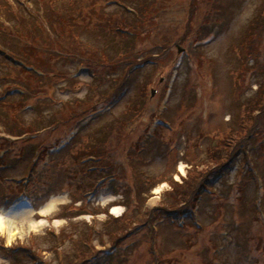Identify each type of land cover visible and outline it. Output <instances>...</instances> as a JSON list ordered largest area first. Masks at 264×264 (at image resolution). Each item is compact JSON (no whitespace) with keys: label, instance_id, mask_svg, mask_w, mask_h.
Masks as SVG:
<instances>
[{"label":"rangeland","instance_id":"1","mask_svg":"<svg viewBox=\"0 0 264 264\" xmlns=\"http://www.w3.org/2000/svg\"><path fill=\"white\" fill-rule=\"evenodd\" d=\"M60 1L72 2L0 0V11L9 7L6 11L17 22L19 14L26 20L21 25L42 24L49 34L41 17L43 5ZM122 2L105 1L103 10L115 12L130 29L144 28L129 46L128 56L135 58L131 66L125 52L118 53L122 59L116 64L111 54L121 47L120 41L105 28H96L94 22L100 18L95 16L80 25V33H64L65 47L56 45L61 53L53 48L41 51L44 64L35 69L36 77L26 78L20 67L6 72L0 54V92L13 77L22 81L12 85L13 97L0 103V121H18L11 118L16 115L14 102L20 99L30 105L21 114L24 128L39 130L37 135L23 131L9 136V143L0 123V216L26 219L15 222L13 237L7 226H0V264H33V256L41 264H148L151 245L164 264H264V26L252 21L260 1L160 0L157 5L148 0L155 9L151 20L145 8L136 17L129 13L133 3L143 0ZM0 20L2 25L10 23ZM4 35L7 40L9 34ZM13 39L8 40L19 49L21 41ZM71 50L75 59L65 58ZM91 55L93 68H86L83 63ZM28 61L36 64L33 57ZM16 88L24 95L20 97ZM116 88L119 92L110 101ZM129 102L136 103V111L124 114ZM64 105L76 117L47 125L49 115L58 121L66 117ZM116 122L121 126L114 135ZM97 140H106L107 147L100 148H108L112 159L125 166L117 167L118 180L112 187L99 185L102 177L92 179L93 190L84 186L87 177L76 166L84 158L76 154L92 151L90 145ZM34 145L48 152L38 150L39 158H33ZM135 145L143 147L142 152L128 160L126 153ZM220 163L223 170L209 176L208 190L191 196L192 218L166 220L163 206L180 203L189 188L174 183L183 185L188 177L203 182ZM89 167L81 168L85 172ZM143 176L154 186L135 194ZM125 184L131 200L123 194ZM21 193L31 202L18 196ZM53 196L54 208L40 212ZM191 197L183 200L189 203ZM150 212H159L153 229L145 222ZM138 213L140 220L132 221L129 238L120 237L112 245L108 231L119 233L122 228L113 218L131 220ZM144 222L142 229L132 230ZM149 234L154 237L147 240ZM17 245L36 252L31 257L18 248L17 260L7 250Z\"/></svg>","mask_w":264,"mask_h":264},{"label":"trees","instance_id":"2","mask_svg":"<svg viewBox=\"0 0 264 264\" xmlns=\"http://www.w3.org/2000/svg\"><path fill=\"white\" fill-rule=\"evenodd\" d=\"M105 1H107V2L116 1L118 4L123 3L122 0H72V2L70 4L68 2L60 1V2H56V3L49 5V3H50V0H49V3L47 6L43 5L44 9L42 10V13H41L42 20L45 21L46 24H48L49 34L43 29L42 24H40L39 27L36 25L35 22H34L35 24H33L32 26L21 25L24 22L26 24V20H24V18L20 16L21 14H19L17 17L19 22H17L16 17L13 16V13L6 11L7 9L10 10L9 7L4 10V13H3V11H0V18L3 17L7 22H10L8 25H2L0 22V30L3 32V33L0 32V54H1V57L3 58V65H5L7 67L6 72H12L14 67H20L22 69L21 70L22 72L27 73V75L25 74L26 78H29V77L31 78V76H35V77L38 76V74H36L35 69L38 70V67L43 68V64H44L43 61L41 60L42 59L41 51L42 50L45 51L48 48H53V49H55V51L57 53L58 52L61 53L56 45H59L62 48L65 47L62 45V43H64V33L68 34V32H69L71 35H76L75 31L78 32L80 25H84L83 22H85V20L87 18H88V20L89 19L93 20V16L100 18L97 22L96 21L94 22L96 28H100V27L105 28L108 31V34L114 33V35H116L118 37L117 41H120L121 47L120 48H114L113 53L111 54V56L114 54L113 56H115V59H117L116 64H118L121 61L120 59H122L118 53L125 52L127 54V57H128L127 59L129 61V65L131 66L133 64V61H134L132 59H135V58L128 56L130 54L129 46L132 44V42L135 39L133 37H137V39H139L140 36H142L141 34L144 32V28H142V26H140L138 28L130 29V27L127 26L128 23L123 18H122V20H119L118 18H116L115 12H111V13L105 12V10H103V5L105 6V4H104ZM143 1L144 2L133 3L134 4L133 7L132 8L130 7V9H131L129 11L130 15L136 17V16H138L139 9L145 8L146 13L148 14L147 18H149L150 20L154 19L155 13L152 14V11H155V9L153 8V5L149 4L148 0H143ZM192 1H193V4L196 2V0H192ZM259 1L260 2H258V5L256 7L257 12L254 15L253 20H252L254 22V25H257L258 27L261 25L264 26V0H259ZM155 4L160 5V0H156ZM4 6L7 7V3L4 4ZM85 8H89L90 10L87 11L88 13H85L83 15V11ZM124 8H125V6H124ZM81 16H82V18H80ZM5 32H7L9 34V37L7 38V40H4V39H6V35H4ZM59 32H61V33H59ZM55 33H56V35L53 36ZM78 33H80V32H78ZM78 33H77V36H79ZM13 37H17L21 41V45H20L19 49H15L12 47V44L16 43V42H11V41L15 40V39H13ZM9 38L11 41L8 40ZM108 39H110V37ZM36 48H39V49L37 51H35ZM66 53H68L69 55L66 57L64 56L65 58H68V59L74 58L75 59V52L73 53V51L71 50V51H66ZM80 54L85 56L84 49L81 50ZM30 57H33L36 60V64L30 63L28 61L30 59ZM90 57H92V60L90 59ZM90 57H89L87 63L86 62L83 63L86 65V68H93L92 64H90V61L93 62L94 57L92 55ZM125 59H123V60H125ZM37 62H38V64H37ZM103 64L109 65V63H106V61H104ZM139 65H140L139 63L135 64V66H139ZM39 71L41 72L42 70H39ZM18 82L20 83L22 81L16 80V77H13V80H11L10 82H8V81L6 82L7 87L3 91L0 92V95H2V99L0 100L1 104L6 102V100L10 99V97H13V95H11L9 93L14 92L13 91L14 86H12V85L16 84ZM21 84H24V83H21ZM27 87L29 88V91H32V86H27ZM260 88H259V90H260ZM24 92H22L20 94L18 93V95L19 96L24 95ZM118 92L119 91L116 88V90L111 93L109 100L113 101V99L118 94ZM262 92H264V86H263ZM19 100L20 99H18L16 102H14V103H16V105H15L16 115H14L11 118V121H14V120H18V121H15L12 123V122H6V120H3V121H0V123L3 124L6 132H8L10 135H14V134L18 135L19 133H21L23 131L26 132L25 134L28 133V135L29 134L35 135L36 131H39V130H36V129L34 130L30 126H29V128H24L25 124L22 121L23 118L21 117L22 112L24 110H26V108L29 107L30 105H25L22 103L23 100H21V101H19ZM257 105H258L257 107L260 109L262 104L260 105V103H258ZM64 106H66V105H64ZM135 106H136V103L132 104V102H129L124 109V114H129V112L133 113V111H136ZM30 108H33L34 110H38L37 105H31ZM66 108H67V110L66 111L63 110V113H62L64 115L66 114L65 115L66 117L63 116L62 119H60L58 121V120L54 119V117L52 115H49L47 117L49 121H47L48 124L47 123L46 124L47 125H50V124L57 125V123H59V122L68 121L70 118L76 117L77 114L70 111L69 106H66ZM96 112L98 113V111H96ZM3 114L6 116L5 111H3ZM1 116H3V115H1ZM124 117L127 118L126 116H124ZM5 118L6 117H4V116L2 117V119H5ZM20 118H22V119H20ZM125 120L126 119H124L123 122ZM21 124H23V125H21ZM116 124H117L116 126L114 124V126L111 128L112 134H114V135H117V133L119 131V127L121 126V123H119V122H116ZM146 137H148V133L145 134V138H144L145 140H146ZM5 141H8L9 143L12 142V140H10V138H8V137L5 138ZM105 141L100 142L99 140H97L96 142H93V143H96L95 145H90L94 148L92 151H84V153L79 151L76 154V156H80V154H81L82 155L81 157L84 158V160H80L79 164L76 163V166L80 169V172L83 175H85V177H87V181L85 182L84 186H87L89 189L95 190L94 189L95 187L92 186L93 185L92 179L99 180L101 177L104 180L99 182L98 183L99 185L101 183L102 184L109 183V185L112 187L111 183H114V181L116 182L118 180L117 179L118 176L116 174L117 167L121 168V167H123V165L125 166L124 161H121V160L115 161L114 159H112L113 156L110 154L108 148H100V146L102 147V145H104V147H107L106 146L107 142H105ZM0 145H1V143H0ZM40 148H41L40 145H34L33 146L32 155H34L35 158H37V159L40 156V155L37 156L39 154L37 151L38 150L40 151L41 150ZM131 149L132 150L129 149L126 153L128 160H132L133 158L138 157L140 155V153L142 152L141 150L143 149V147L140 148V146L135 145ZM34 151H36L35 154H34ZM41 152L46 154L48 151L46 149H42ZM89 153H95L96 155L93 156V154H89ZM104 157H106V159H107V161H105V162H104ZM41 158H44V157L41 156ZM91 163H93V166L91 165ZM89 165H90L91 169L88 168V170L84 172L81 167L82 166L87 167ZM222 165H223V163H220L219 165H217L215 170H209L210 173L207 174V177L204 179L203 182H201V181L198 182L199 179L196 180V177H192V179H190V180H189L190 177H188L185 181V184H183V185H180L178 183H174V184H177L178 186H184L185 189H186V187H189V188L185 193H183L185 190H183L181 192V193H183V195L180 197V198H182V199H180V203L175 201V202H173L172 206H168V205L163 206L162 209L165 211V215H164L165 219L166 220H178L181 217H184L185 215L186 216L188 215L189 217L192 218V213L190 210L191 208L189 207V205L194 204V200H192L193 193L195 192V195L197 197V196H199L200 192H203L205 189H208L209 188L208 183H209V178H210L209 176L216 175V174L220 173V171L223 170ZM110 166H111V169H110ZM113 167H116V168H113ZM133 172L136 174V176H139L138 175L139 172H136V171H133ZM144 180L145 179L143 176L142 182L138 183L134 187L135 194H141L144 191L147 192V191H149L148 190L149 186H151V187L154 186V183L152 185H150L151 184V183H149L150 181L145 182ZM110 181H112V182H110ZM115 185H116V183L114 184V186ZM104 186H106V185H104ZM199 186H201L200 189H198ZM123 188H124L123 194L126 195V197L129 199L131 195H130V191L127 192V189H130V186H128V184H125L123 186ZM13 196H15V195H13ZM187 196H188L187 200H190L189 198L192 196L191 201L189 203H187V202H185V200H183V198L187 197ZM10 198H11V196H10ZM193 199H194V197H193ZM130 200H131V198H130ZM188 209H189V212H188ZM150 213L151 214H149V217L147 219H145L147 221H145V220L144 221L148 224L150 229H153V228H156V226H154L155 221L159 220V219H157L159 212H156V213L150 212ZM134 218L135 219L132 218L131 220L126 219V217H123L120 219H117L116 217L113 218L114 224H118V226L119 227L121 226L122 228H120L119 233L117 232V230H109L108 231V234L112 240V242H111L112 245L116 242L117 239H120V237H121V239L122 238H125V239L129 238V236L131 235L129 232L131 223L134 220H136V221L140 220V213H138ZM145 222L141 225L135 224L134 226H132V230L135 231L137 229H142L143 226L147 225V224H145ZM112 226H114V225H112ZM132 230H131V233H132ZM95 232L97 233L98 230L95 229ZM91 233H92V231L90 229V233L88 235V238L86 237V241H85L87 246L90 245V242L88 241V239L90 238ZM100 236H101V234H100ZM150 236H151V238L154 237V236L149 234V236H147L146 239L147 240H148V238L150 239ZM132 243H133V241H132ZM135 245H137V243H135L133 245V247H135ZM154 247L155 246L151 245L150 247L147 248V251L149 253L148 264H164L165 263L163 261L164 259L161 256L157 255ZM18 248L23 249L21 252H23L24 255H30L31 257L36 252L35 249L33 251V250H31L30 247H26L24 245L23 246L17 245V247L12 246V247L8 248L7 250H9V252H8L9 255L17 256V260H19L18 255L21 253V252L18 253V250H21ZM24 249H25V251H24ZM26 251H27V253H26ZM33 264H41V263H39L33 256Z\"/></svg>","mask_w":264,"mask_h":264},{"label":"bare ground","instance_id":"3","mask_svg":"<svg viewBox=\"0 0 264 264\" xmlns=\"http://www.w3.org/2000/svg\"><path fill=\"white\" fill-rule=\"evenodd\" d=\"M54 196L51 198L50 202L48 205L46 206H42L41 209H40V212H48L49 210L53 209L54 208V205H53V200H54ZM25 206L26 205V202L25 200H23L22 202ZM117 208V209H116ZM113 212L116 213L118 212V207L117 206H113ZM21 216V215H20ZM18 217H8V216H5V215H1L0 216V226L1 228H5L6 226L9 228L10 230V237H13L15 235V230H14V224L15 222L19 221V220H23L22 222H26L25 220V217H23V215L21 216V218H18Z\"/></svg>","mask_w":264,"mask_h":264}]
</instances>
